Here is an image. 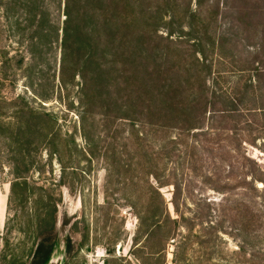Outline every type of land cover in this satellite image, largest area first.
<instances>
[{
  "label": "rangeland",
  "instance_id": "1",
  "mask_svg": "<svg viewBox=\"0 0 264 264\" xmlns=\"http://www.w3.org/2000/svg\"><path fill=\"white\" fill-rule=\"evenodd\" d=\"M189 79L201 129L148 128ZM0 97L53 132L0 123V264H264V0H0Z\"/></svg>",
  "mask_w": 264,
  "mask_h": 264
},
{
  "label": "trees",
  "instance_id": "2",
  "mask_svg": "<svg viewBox=\"0 0 264 264\" xmlns=\"http://www.w3.org/2000/svg\"><path fill=\"white\" fill-rule=\"evenodd\" d=\"M82 33H83V26L77 25L76 31H75L76 36H80V35H82ZM64 57H65V55H64ZM7 62H6V64H3L4 68L8 65ZM65 63L66 62L64 59L61 70L65 66ZM198 77L200 78V75H198ZM60 82H61V87H65V84L61 80H60ZM193 82H194L193 79L188 80V82H187L188 87H185V89H183V93L185 94V97L182 101L172 103L169 106H165L164 102L162 100H159L160 104H161V107L159 108L157 105L153 104L151 101L148 100L146 103L148 113L150 114V117L158 118L157 119L158 121L147 122L146 123L147 127L152 129V130H155V132H160V131L168 132V130H175V131H178V137H181V136L184 137V136H186V134H192V133L195 134L196 129H201L200 127H198V125L192 126L191 123H188V122L182 123V121H177V122H180V123H177L178 125H169V123H168V120L170 122L172 121L171 118H180V117H174V116L169 117L168 111H176L178 116H183L184 114H186V112L188 110L191 109L192 113L194 112L195 116H196V110L195 109L197 106H199V109L202 108V106H204V105L206 107L205 101L203 100V98H201L202 91H200V92L196 91L195 83H193ZM250 87L252 89H254L255 84L251 82ZM149 91H151V92L155 91L154 93H152V98L153 97H155L156 99H158L159 97L166 98V96H167L166 93H163V91H161L159 85H155L153 88H150ZM149 91L147 92V95L150 98V92ZM134 93H136V92H134ZM138 100H141V97H139ZM190 102H191V104H189ZM6 103H7V101L4 100V98L0 97V105H5ZM0 110L3 111V112H0V123L1 124L3 121H5V118L9 119L10 121H14V125H15L16 129L14 128L15 132H14V130H13V132H11V136H13L11 139H13V140L16 139L18 142H20V140H21V135H22V130H23V118L28 120L29 123H31V127H29V131L31 132L32 135L34 133H37L38 135L47 134V135L51 136L53 133L52 129L50 127L51 121H50V119L48 120L46 118V117L49 118V116H47V115L41 116L40 113H38L34 110L28 111L20 105H17L11 113H4L6 110L3 107H0ZM225 111L226 110H224V112H223V114H225V115L230 114V113H234V114L235 113L236 114L244 113L243 110L226 111V112ZM34 121H36V122H34ZM134 122L135 121H132V123H134ZM180 124H182V126ZM8 125H11V122H9ZM84 126H85V118L82 117V127L84 128ZM136 126H137V124H135L134 127L136 128ZM47 135H45V136H47ZM132 135H135V134H132ZM148 136H149L148 134H146V136H144V134L141 133V137H144V138H140L139 136H137L136 138H134V140L139 139V141L140 140L146 141ZM173 141H176V140H173ZM232 151H234V150L232 149ZM13 160H14V163H13L12 175H13L14 179L11 182L12 188H11L10 199H9L10 201L13 199V197L17 196V190H15V187L22 180V176H21L20 169H19L18 158L15 157ZM247 160L254 163V161L250 158H248ZM255 164H256V162H255ZM228 169H230V167H228ZM261 173L264 175V170H261ZM157 176L158 175L151 173V177L154 178V180L159 183V179ZM251 181H253V182H251V183H253L252 189L255 192H258V187L256 184L257 182L264 184V179H257L253 176H252ZM149 188L153 189L155 192L160 194V192L158 191V188H156L152 184L149 185ZM216 190H218L220 193L226 192L225 189H216ZM241 231L243 232V229H241ZM53 249H54V244L52 245L51 243H48V242L40 244L36 250V253H35V264H48L51 260ZM240 249H242V248H240Z\"/></svg>",
  "mask_w": 264,
  "mask_h": 264
},
{
  "label": "water",
  "instance_id": "3",
  "mask_svg": "<svg viewBox=\"0 0 264 264\" xmlns=\"http://www.w3.org/2000/svg\"><path fill=\"white\" fill-rule=\"evenodd\" d=\"M61 263H62L61 260L58 259L56 261L50 260V262L48 264H61Z\"/></svg>",
  "mask_w": 264,
  "mask_h": 264
}]
</instances>
